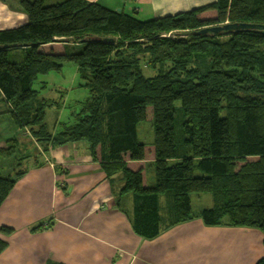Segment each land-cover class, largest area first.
<instances>
[{"label":"trees","instance_id":"16d2710c","mask_svg":"<svg viewBox=\"0 0 264 264\" xmlns=\"http://www.w3.org/2000/svg\"><path fill=\"white\" fill-rule=\"evenodd\" d=\"M19 8L28 22L0 31V93L20 129L30 128L45 152L86 143L107 177L132 194L131 224L146 240L196 219L264 236V35H196L226 23L264 24V0H216L147 21L87 0H20ZM15 50L23 60L9 59ZM65 63L76 64L89 97L74 124L62 122L53 135L45 118L56 104L34 83ZM149 120L155 139L146 144L137 128ZM24 174H0V208ZM204 193L213 208L193 214L191 195ZM7 246L0 239V254Z\"/></svg>","mask_w":264,"mask_h":264},{"label":"crops","instance_id":"0c3cea01","mask_svg":"<svg viewBox=\"0 0 264 264\" xmlns=\"http://www.w3.org/2000/svg\"><path fill=\"white\" fill-rule=\"evenodd\" d=\"M62 1L48 0V5ZM87 1L153 19L191 11L216 0ZM18 2L0 0V31L28 22ZM2 99L0 93V119L7 117L2 106L8 109ZM24 131L18 127L0 136V149L10 139L36 148L35 155L21 158L25 165L15 174H25L0 208V229L13 230L9 236L0 232V239L8 244L0 254V264H243L230 249L239 233L254 237L258 243L256 261L248 260L247 264H257L264 257L262 233L250 228L207 227L198 219L153 240L140 237L130 219L133 198L124 200L127 193H122L123 182L118 176L107 177L86 143L51 147L43 153L39 146L32 147ZM40 224L43 229L33 232Z\"/></svg>","mask_w":264,"mask_h":264},{"label":"rangeland","instance_id":"374dc122","mask_svg":"<svg viewBox=\"0 0 264 264\" xmlns=\"http://www.w3.org/2000/svg\"><path fill=\"white\" fill-rule=\"evenodd\" d=\"M20 1V0H19ZM19 3V2H18ZM46 5H48V0H46ZM20 9V8H19ZM21 11V9H20ZM24 13L23 11H21ZM142 15V14H141ZM137 19L141 21H147L151 18H145L146 16H140L139 14L134 15ZM15 56H21V59L24 58V51L15 50L9 53V59H13ZM144 72L146 75L153 76L155 75V71L150 70L148 67L144 66ZM46 83V88H44V84ZM83 81L78 77L77 74V66L75 63H65L63 69L60 72H51L48 75L41 76L34 83V89L41 91V96L50 99L56 105L53 108H49L47 111V115L45 118V123L48 126L49 131L54 135L57 131H59L58 127L61 126L60 123L66 122L67 124H74V116L75 113L79 111V104L84 102L89 97V92L86 87H83ZM42 89V90H41ZM61 108H58V107ZM6 111V118L0 119V136L1 132H7L12 129H18V124L14 122L12 116L9 114V109H6V106H2ZM181 103L176 102V108H180ZM16 123V124H15ZM58 125H57V124ZM18 126V127H17ZM20 128V127H19ZM61 128V127H60ZM24 134L28 136L32 140V147L34 144L40 147V150L44 153L45 144L42 141H38L34 136L30 128L24 129ZM56 130V131H55ZM138 131V140L142 143L150 144L153 143L155 139V131L153 127L152 121H146L144 123H140L137 128ZM23 134V135H24ZM2 144L5 149L4 154H0V174L3 176L15 177V170L22 169L24 167L23 161L21 162V158L26 154L35 155V146L30 148L26 143L20 142L19 140L15 141L10 139L7 142ZM24 143V144H23ZM48 145V144H47ZM12 148L11 151H7L6 149ZM51 148V146H50ZM0 149V150H1ZM10 152V153H9ZM21 162V165L19 164ZM199 171H197V174ZM147 177L149 181V185L152 186L156 180V169L155 162L150 161L148 164ZM126 197L133 198L131 193H127L124 196V200ZM161 206L165 204V196H161ZM192 212L193 214L199 213L204 208H213L214 201L213 196L209 193L204 194H192ZM162 213L164 214V209H162ZM224 227V226H223ZM229 228V227H227ZM239 228V227H234ZM252 229V228H250ZM255 232L261 233L257 229H252ZM254 237L249 235H242L241 233L235 234L233 240L230 243L231 252L235 257H240L241 262L243 264H247L248 260L253 262L258 254L256 250V245L258 243ZM256 261V260H255Z\"/></svg>","mask_w":264,"mask_h":264},{"label":"water","instance_id":"95a60500","mask_svg":"<svg viewBox=\"0 0 264 264\" xmlns=\"http://www.w3.org/2000/svg\"><path fill=\"white\" fill-rule=\"evenodd\" d=\"M117 11H121L118 9ZM243 32H253L256 34L264 35V24H249V23H226L218 26L206 27L198 31V36H215V35H233ZM87 41V40H85ZM84 41V42H85ZM101 41L113 43L114 39L101 38Z\"/></svg>","mask_w":264,"mask_h":264}]
</instances>
